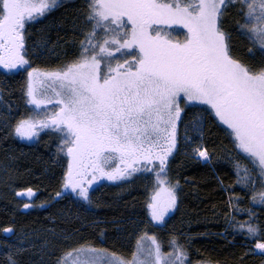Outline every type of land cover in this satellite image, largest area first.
<instances>
[{
  "label": "snow or ice",
  "instance_id": "6c2138e0",
  "mask_svg": "<svg viewBox=\"0 0 264 264\" xmlns=\"http://www.w3.org/2000/svg\"><path fill=\"white\" fill-rule=\"evenodd\" d=\"M59 6V0H0V69L26 72L23 97L33 106L14 124L4 114L0 121L22 140L47 130L61 172L50 200L21 207L59 199L82 207L92 203L96 181L124 185L145 177L151 179L148 223L163 227L179 204L180 182L169 177V165L181 141L185 155L212 162L206 124L228 138L236 183L251 191V203L264 205V0H83L71 22L78 37L70 41L73 48L54 44L55 62L33 66L32 56L48 41L42 29L30 44L29 29ZM232 14L230 30L226 17ZM233 31L246 40L250 58L236 47ZM225 191L231 193L225 231L242 237L244 256H264V221L251 208L246 220H237L240 198ZM15 195L31 200L35 191ZM0 231L15 238L0 241L4 264H21L25 245L35 247L29 233L12 224ZM45 233L40 264L45 256L54 257L50 264H187V250L175 238L164 252L148 231L135 235L128 255L92 243L77 229ZM134 234L135 227L127 232ZM104 236L101 231L98 238Z\"/></svg>",
  "mask_w": 264,
  "mask_h": 264
},
{
  "label": "trees",
  "instance_id": "16d2710c",
  "mask_svg": "<svg viewBox=\"0 0 264 264\" xmlns=\"http://www.w3.org/2000/svg\"><path fill=\"white\" fill-rule=\"evenodd\" d=\"M59 4L46 18L29 29L30 44L41 39L42 29L48 41L46 49H38L32 56L33 66L44 67L46 61L55 62V55L51 51L54 44L71 50L73 45L70 41L78 38L71 31V22L82 7L83 0H59ZM226 20L232 30L234 14L227 16ZM233 38L241 54L250 58L246 51V40L238 37L235 31ZM256 60H259V53H256ZM25 77L26 72L5 74L0 69V92L3 94L0 114L9 116V124H14L33 109V106L26 105L23 97ZM9 131L10 128L0 121V229L12 224L17 232L23 227L29 233L35 247L25 245L27 250L17 257L21 264H40L38 249L43 243L45 230H55L60 234L74 229L92 243L124 255L129 254L135 235L148 231L150 235L157 236L164 252L170 251L169 241L175 238L187 250L188 264H261V260H264V256L260 255L244 256L245 249L240 245L242 237L237 235L234 240L231 229L225 231V212L230 211L227 199L231 194L225 191L226 188L241 196L243 201L239 204L245 210H257L261 221H264V205L251 203L252 193L238 187L235 168L229 159V153L233 156L235 153L228 138L214 125L206 124L204 132V143L212 155L211 163L185 155L183 141L180 151L171 159L169 177L174 182H180L179 204L163 227L148 223L145 197L146 186L150 187L151 179L145 177L130 179L124 185L112 182L98 184L91 190L90 205L77 207L70 201L59 199L46 207L24 209L21 207L23 203L39 205L42 201L50 200L59 190L61 172L52 158L55 138L45 130L38 139L22 140L9 135ZM28 187H32L36 194L31 201L15 195L18 189ZM132 221L136 224L133 225ZM134 227L135 234L128 237L127 232ZM32 230H35V234H32ZM101 231L105 233L102 239L98 238ZM47 235L52 239L50 231ZM4 239L11 242L15 238L0 231V241ZM5 251L0 246V264H4ZM53 258L45 256V264H50Z\"/></svg>",
  "mask_w": 264,
  "mask_h": 264
},
{
  "label": "rangeland",
  "instance_id": "374dc122",
  "mask_svg": "<svg viewBox=\"0 0 264 264\" xmlns=\"http://www.w3.org/2000/svg\"><path fill=\"white\" fill-rule=\"evenodd\" d=\"M49 107H51V105H49ZM34 139V138H33ZM24 140H27V139H24ZM106 182H109V181H104L103 183H106ZM112 183H114V182H112ZM98 184H102L100 181H96L95 183H94V185H93V187H92V189L94 188V187H96ZM238 187L241 189V190H244L245 192H249V193H251V191H249L248 189H246V188H244L242 185H240V184H238ZM91 189V190H92ZM36 195V194H35ZM35 195H34V197H35ZM20 197H22V198H24V199H27V200H29L28 198H26V197H24V196H20ZM33 197V198H34ZM32 198V199H33ZM239 201H238V205H239V209H238V211L236 212L237 214V217H236V219L237 220H240V221H244V220H246L247 219V212H246V210L244 209V207L242 206V205H240L239 203L240 202H242L243 200H241L242 198H241V196H239ZM31 199V200H32ZM31 200H29V201H31ZM30 208H32V207H30ZM30 208H28V209H30ZM27 209V210H28ZM252 210H253V212L255 213V215H256V217L259 219V220H261V217H260V213L257 211V210H255V209H253V208H251ZM242 217H246V218H244V219H241ZM6 234V233H5ZM6 236H10V234H6ZM240 236V235H239ZM162 251H163V248H162ZM187 264H188V258H187Z\"/></svg>",
  "mask_w": 264,
  "mask_h": 264
}]
</instances>
